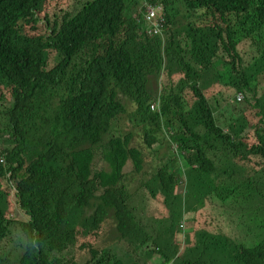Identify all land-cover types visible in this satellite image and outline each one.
Masks as SVG:
<instances>
[{
    "label": "trees",
    "instance_id": "trees-1",
    "mask_svg": "<svg viewBox=\"0 0 264 264\" xmlns=\"http://www.w3.org/2000/svg\"><path fill=\"white\" fill-rule=\"evenodd\" d=\"M80 2L0 0V251H20L18 264H63L68 251L64 264H79L77 255L138 264L108 249L152 245L145 256L161 264H264V240L236 243L224 217L244 214L222 205L264 199L255 186L264 171V0ZM149 10L164 20V36ZM153 78L159 111L150 109ZM238 93L243 111L224 102ZM154 145L159 170L133 195L128 169L141 174ZM182 175L203 193L185 233ZM141 201L147 218L165 222L154 238L134 216Z\"/></svg>",
    "mask_w": 264,
    "mask_h": 264
},
{
    "label": "rangeland",
    "instance_id": "rangeland-1",
    "mask_svg": "<svg viewBox=\"0 0 264 264\" xmlns=\"http://www.w3.org/2000/svg\"><path fill=\"white\" fill-rule=\"evenodd\" d=\"M88 1H91V0H81L80 4L84 5ZM141 4H142V7L145 8L146 3H141ZM142 7H139V11L142 10ZM81 8L82 6L79 7V9ZM130 9L131 10L130 12H128V15L130 14L135 15L137 12V7H133ZM51 10L52 8L49 9V11ZM255 56H256V49L252 50L251 52L248 51L245 54V59H244L245 63L248 64L249 62H253V59ZM151 88L157 97L160 96V94L162 93L160 79L159 81H157L155 78H153ZM218 90H219V87H217L216 90L212 94H210L211 95L210 99L214 96H217ZM263 93H264V76L259 78L258 96H260ZM124 103H126V101H124ZM212 104L215 106L214 100H212ZM237 104H234V105H237ZM239 106H240V110L242 111L249 107V105H247L244 100L239 104ZM4 109H5V106L4 108H2V111H4ZM129 110H132V108H130ZM222 113L226 114L228 112L225 109H223ZM216 117H219L221 121H223L224 119L223 117H220V113H217ZM1 120H3V123L5 122V117L2 118V114H0V125H1ZM129 128H131V126H129ZM133 129L137 130V131H133L132 133L136 137L141 135L143 132V131H140L138 127H134ZM247 132H249V130ZM111 133H112L111 135L113 134L117 135L115 125L113 127V132ZM123 133L127 134L129 132L124 131ZM132 147L134 148L137 147L136 143H133ZM0 151H1V147H0ZM151 151H152V155L150 156L146 155L147 164L143 171V175H146L144 177L145 181L150 179L153 175L152 173L156 167V162H157V160H155L157 153H158V157H157L158 161L162 158L161 152H158L159 145H154ZM222 152L225 153L223 149H222ZM1 160L2 159L0 158V161ZM100 161L101 160L97 162V166H96L97 170H101L105 167L104 162L102 163ZM253 161L256 162V160H253ZM179 166L181 167L182 165L179 164ZM143 175H137L136 180L143 182ZM255 186L258 187L260 189L259 192H261L264 195V171L261 172L256 178ZM186 188H187V193H186ZM175 192H176L175 194H177L178 197L181 196L182 198H184V195H186L185 200H187V205L184 204L186 213L184 214V217L180 222V229L178 227L179 230H183V232L185 233L192 229V226H193L192 221L195 217V213L193 211L187 213L188 208L190 206L198 205L201 201L203 193L202 191L200 192L197 188L193 187V185L185 187L183 175L180 176L179 178V183L176 185ZM132 193L134 195V194H137L138 191H135ZM249 197H250V201L248 200V203L244 202L241 197H236V198L231 199V202L222 204L224 207H226L230 211L237 210L239 214H244V215H226L224 217L228 225L227 233L229 236H231L234 239L236 243H248L254 237H256V239L264 240V199L262 198L263 199L262 200L258 198L257 195L256 196L249 195ZM232 202L234 204V207L231 205H228V204H231ZM145 205H146L145 201L136 203L134 206L135 207L134 216L136 220L141 224V226L148 231V233L151 235L152 238H154L157 235L156 229H158L155 225L163 226L165 225V222L155 223L151 219L147 218ZM182 208H183V205H182ZM213 212L215 213L214 214L215 216H218L221 220H223L222 210H218V212L213 210ZM248 214L253 219V222L251 223L250 222L246 223L247 222L246 217H249ZM249 227L251 228V230L249 229ZM177 239L181 245L184 240L183 233H178ZM151 250H152V245L145 247L141 251L134 250L130 253H125L120 248L115 247V246L110 247L108 249V251L115 253L114 255L115 258L122 257L123 259L130 261V262H135L138 264H161L163 263V260L159 256H154L152 260L147 259L145 255L147 252H150ZM20 255H21V252L15 249L14 247L4 248L0 251V264H18V259L20 258ZM72 255H73V252L68 251L67 253H64L62 256H60V258L62 259V263L63 264L66 263V261H68L72 257ZM88 259L89 258L86 257L85 255H80V256L77 255L76 261L79 264H85L88 261Z\"/></svg>",
    "mask_w": 264,
    "mask_h": 264
},
{
    "label": "clouds",
    "instance_id": "clouds-1",
    "mask_svg": "<svg viewBox=\"0 0 264 264\" xmlns=\"http://www.w3.org/2000/svg\"><path fill=\"white\" fill-rule=\"evenodd\" d=\"M166 28V27H165ZM164 28V30H163V32L162 33H160V35L161 36H164V33H165V29ZM144 34V31L142 32V35ZM241 96V99L240 100H238V96ZM161 96V95H160ZM160 96H158L157 98H156V101L155 102H153L152 103V105H151V107H150V109H151V111H159L160 110V107H161V97ZM244 100V98H243V95H242V93H238V94H236L235 96H233V97H231L230 98V101L228 102V101H224L225 103H230V105L231 106H234V104H237V103H241L242 101ZM219 104L221 105V101H219ZM218 105L217 103H215V108L217 109V112L218 113H220L223 109H224V107H223V105ZM227 115H228V113H226V114H224V117H226V120H227ZM133 144V143H132ZM132 146V145H131ZM134 148V147H133ZM145 167H146V165H145ZM155 168H157L156 169V171H155V169H154V171H153V175L159 170V166H156ZM128 173H129V175H132V176H130V183H131V188H132V192H134L136 189H138L141 185H142V183L145 181L144 180V177L146 176V175H143V172L141 173V174H135V173H133V169H128ZM137 175H143V182H140V181H138V180H136V177H137ZM186 213V212H185ZM184 217V216H183Z\"/></svg>",
    "mask_w": 264,
    "mask_h": 264
},
{
    "label": "built area",
    "instance_id": "built-area-1",
    "mask_svg": "<svg viewBox=\"0 0 264 264\" xmlns=\"http://www.w3.org/2000/svg\"><path fill=\"white\" fill-rule=\"evenodd\" d=\"M149 14H150V16H149L148 20L150 22H152L154 27H155V35L162 33L163 28H164V25H163L164 20L162 19L161 15L157 16L156 12L153 10H149ZM240 99H241V96L239 95L238 100H240Z\"/></svg>",
    "mask_w": 264,
    "mask_h": 264
},
{
    "label": "bare ground",
    "instance_id": "bare-ground-1",
    "mask_svg": "<svg viewBox=\"0 0 264 264\" xmlns=\"http://www.w3.org/2000/svg\"><path fill=\"white\" fill-rule=\"evenodd\" d=\"M141 16V15H140ZM163 25H165V23H163Z\"/></svg>",
    "mask_w": 264,
    "mask_h": 264
}]
</instances>
